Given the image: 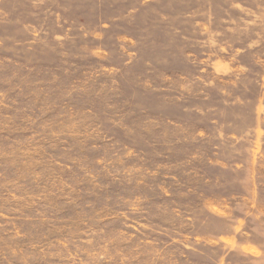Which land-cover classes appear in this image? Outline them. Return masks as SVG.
Returning a JSON list of instances; mask_svg holds the SVG:
<instances>
[{
    "label": "rangeland",
    "instance_id": "374dc122",
    "mask_svg": "<svg viewBox=\"0 0 264 264\" xmlns=\"http://www.w3.org/2000/svg\"><path fill=\"white\" fill-rule=\"evenodd\" d=\"M0 264H264V0H0Z\"/></svg>",
    "mask_w": 264,
    "mask_h": 264
}]
</instances>
